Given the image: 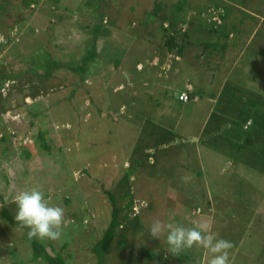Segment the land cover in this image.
<instances>
[{"label": "rangeland", "instance_id": "rangeland-1", "mask_svg": "<svg viewBox=\"0 0 264 264\" xmlns=\"http://www.w3.org/2000/svg\"><path fill=\"white\" fill-rule=\"evenodd\" d=\"M86 1L0 0V210L15 218V195L42 189L65 209V226L61 240L38 241L66 264H207L203 249L177 256L164 236L150 237L157 218L206 222L233 243L232 264H264V0H184L176 29L188 26L190 45L180 59L150 16L158 1V19L174 20L180 0ZM215 3L231 13L235 46L219 39L196 60L213 39L205 19L221 20V9L209 17ZM92 43L86 72L67 70ZM42 54L62 65L50 78L39 76ZM105 191L123 214L98 263L91 249L112 209ZM26 230L0 219V264H48L32 261Z\"/></svg>", "mask_w": 264, "mask_h": 264}, {"label": "trees", "instance_id": "trees-1", "mask_svg": "<svg viewBox=\"0 0 264 264\" xmlns=\"http://www.w3.org/2000/svg\"><path fill=\"white\" fill-rule=\"evenodd\" d=\"M99 2L100 0H89L90 2ZM88 3V0L86 1ZM185 6V1L180 0L174 4V7L172 10V14L174 15L173 18L174 20L168 21L166 20L167 15H162L159 17V14L162 13L163 9L160 8V4L158 1L154 2L153 10L150 13L151 18H155V21L159 23V30L161 33H163L162 36V45L166 48L167 52L170 54H174L176 56H181L183 54L184 49L186 46L190 45V37L188 36V31L183 32V40L180 42L177 41V35L178 30L176 28L179 27L180 24H182L183 20L181 21L180 18L178 19V14L182 11V8ZM213 9L211 11L217 10L220 5L219 4H214L212 5ZM211 11L209 12V16L211 17ZM226 10H223V12L219 15L221 20L218 22H212L211 20L207 23V27L205 28V31L210 32L211 37H213L212 40L203 42L201 43V51L197 54L196 57H194L196 60H200L202 57H204L207 53L208 50H211L214 48V45L216 42L219 41V39L222 40V45L221 47L223 50H225L230 41V34L231 30L229 31L226 29ZM165 17V18H164ZM164 18V19H163ZM166 24V26H165ZM100 27L99 25L95 27L96 32ZM1 28V26H0ZM233 29H236L233 28ZM1 30V29H0ZM215 38V39H214ZM96 39V34L93 35L92 41ZM234 43V41H232ZM97 56V51L94 43L90 45V50L89 52L82 57L78 63L72 65H65L67 70L72 71L73 73H80V75L84 74L86 72V66L87 63L90 61H93V59ZM47 54H42L41 55V61L42 63V68H44L43 72L39 74L40 77L45 78H50L53 76V73L55 69L61 67L62 65L59 64L55 59H50L51 57H48ZM47 58V59H46ZM45 59V60H44ZM40 60V59H39ZM119 62L116 61V65ZM207 67V66H206ZM0 78L3 80L4 77L0 75ZM34 97V95H32ZM2 111L4 109L2 108ZM0 140L4 142L6 140V136L2 135ZM38 141L40 146L45 149L46 151L50 150V146H48L45 142L44 138V133H39L38 134ZM105 194L108 196L109 203L111 205V218L109 220V223L104 230L101 238L92 246L91 252L96 258V261L99 263L103 262L107 253L111 249V245L115 242V240L119 237V234L116 233V231L120 228V218L121 215L123 214L121 211V207L118 205L117 200L115 199L114 195L112 194L111 191H105ZM126 197H128L129 202L127 203L132 204L133 199L130 197V194L128 191H126ZM0 219L3 220L6 224L10 225L11 227L14 228H21V226L16 222L15 218H13L8 209L6 207H3L0 210ZM23 237L27 240V242L30 244L31 249H32V261L36 262L38 260H43L46 261L48 264H66L64 259L61 257L60 253H57L55 255H51L48 252H46L45 247L37 240V239H29L27 236V230L24 231Z\"/></svg>", "mask_w": 264, "mask_h": 264}, {"label": "clouds", "instance_id": "clouds-1", "mask_svg": "<svg viewBox=\"0 0 264 264\" xmlns=\"http://www.w3.org/2000/svg\"><path fill=\"white\" fill-rule=\"evenodd\" d=\"M14 203L16 205L15 220L22 228L28 229L29 239L42 241L62 239L65 209L50 204L42 189L31 188L19 191L14 197ZM148 234L159 240L164 236L168 251L177 256L185 250L197 247L205 251L207 264H232L233 243L215 235L210 224L206 222L185 227L174 223H164L157 218L151 222Z\"/></svg>", "mask_w": 264, "mask_h": 264}, {"label": "crops", "instance_id": "crops-1", "mask_svg": "<svg viewBox=\"0 0 264 264\" xmlns=\"http://www.w3.org/2000/svg\"><path fill=\"white\" fill-rule=\"evenodd\" d=\"M216 4H218V3H216ZM212 5H214V4H212ZM220 5V4H219ZM211 9H213V6H210V8H209V11L208 12H210L211 11ZM221 9V12H223V10H224V7H223V5H220V7L217 9V10H220ZM230 14V16H231V13H228L227 15H226V18H227V16ZM204 15V14H203ZM205 17V16H204ZM203 16L201 17V18H204ZM210 17V16H209ZM210 18H212V12H211V17ZM234 19V18H233ZM180 20L182 21L183 20V18L182 17H180ZM237 22H232L231 24H230V27L233 29V28H235V27H237V26H239L240 25V20L239 19H235ZM184 21V20H183ZM182 21V22H183ZM205 21H207V22H209L210 21V19H205ZM185 22H183L182 24H180L179 25V27H181L183 24H184ZM229 23H226V25H228ZM185 25H187V23L185 24ZM166 26V25H165ZM256 29V28H255ZM254 29V30H255ZM187 30H188V26H187V29L186 30H184V32H187ZM229 30V29H228ZM235 30V29H234ZM251 32H250V35H249V38H250V36H251V34H252V32L254 31H252L251 29H249ZM230 31V30H229ZM179 34L177 35V41H179L180 40V38L178 37L179 35L181 36V38H183V36H182V34H183V32L181 33V32H178ZM215 39V38H214ZM235 40V33H233V31H231V34H230V41H234ZM180 42V41H179ZM229 45H230V47H232V48H234V46H235V42L233 43V42H230L229 43ZM240 48H242V46H240ZM180 56H177V58H179ZM180 59V58H179Z\"/></svg>", "mask_w": 264, "mask_h": 264}, {"label": "built area", "instance_id": "built-area-1", "mask_svg": "<svg viewBox=\"0 0 264 264\" xmlns=\"http://www.w3.org/2000/svg\"><path fill=\"white\" fill-rule=\"evenodd\" d=\"M178 100L181 102H187L188 100L187 94H185L184 92L180 93L178 96Z\"/></svg>", "mask_w": 264, "mask_h": 264}]
</instances>
